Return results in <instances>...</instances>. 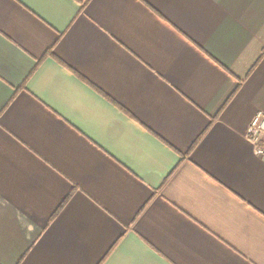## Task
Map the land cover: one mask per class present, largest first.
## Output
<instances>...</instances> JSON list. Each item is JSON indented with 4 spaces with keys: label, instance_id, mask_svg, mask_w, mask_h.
<instances>
[{
    "label": "crops",
    "instance_id": "1",
    "mask_svg": "<svg viewBox=\"0 0 264 264\" xmlns=\"http://www.w3.org/2000/svg\"><path fill=\"white\" fill-rule=\"evenodd\" d=\"M259 114L264 0H0V264H264Z\"/></svg>",
    "mask_w": 264,
    "mask_h": 264
},
{
    "label": "built area",
    "instance_id": "2",
    "mask_svg": "<svg viewBox=\"0 0 264 264\" xmlns=\"http://www.w3.org/2000/svg\"><path fill=\"white\" fill-rule=\"evenodd\" d=\"M264 132V115L259 114L247 133V140L252 143L256 150L257 154L261 157H264V147L260 145V136Z\"/></svg>",
    "mask_w": 264,
    "mask_h": 264
}]
</instances>
